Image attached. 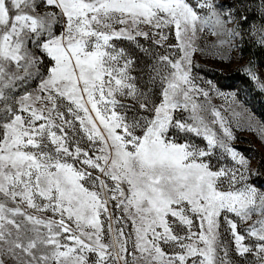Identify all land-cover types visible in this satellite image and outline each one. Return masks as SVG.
I'll return each mask as SVG.
<instances>
[{"label": "snow or ice", "instance_id": "obj_1", "mask_svg": "<svg viewBox=\"0 0 264 264\" xmlns=\"http://www.w3.org/2000/svg\"><path fill=\"white\" fill-rule=\"evenodd\" d=\"M247 20L217 0H0V264H264L262 173L192 76L198 41L231 46Z\"/></svg>", "mask_w": 264, "mask_h": 264}, {"label": "rangeland", "instance_id": "obj_2", "mask_svg": "<svg viewBox=\"0 0 264 264\" xmlns=\"http://www.w3.org/2000/svg\"><path fill=\"white\" fill-rule=\"evenodd\" d=\"M218 3L226 6L232 5L240 15H246V23L238 30L242 32V37L231 45L213 47L216 37H206L198 41L202 51L192 54V76L195 82L208 90L210 101H205L210 108H215L220 112L225 126L231 131L234 139L229 143L239 154L250 159L252 169L259 168L262 175L257 179L253 177L255 183L264 188V121L258 113V107L262 105L264 115V91L245 71L250 70L261 82H264V60H260L259 53L264 54V46L259 43L260 34L253 30L264 26V17L260 10L264 7L262 0H217ZM221 39H224L223 37ZM169 43H175V35L171 33ZM145 46L149 42L142 41ZM258 49V54L254 53ZM167 48H158L152 45L151 55L168 54ZM143 55V54H142ZM145 60L151 63L148 57ZM246 79L247 83L239 81ZM209 119H212L209 113ZM213 130L218 135H223V129L219 124L213 125ZM228 164H232L228 159ZM230 239L226 237V240ZM232 264H254L255 257L249 256L247 261L230 253Z\"/></svg>", "mask_w": 264, "mask_h": 264}, {"label": "trees", "instance_id": "obj_3", "mask_svg": "<svg viewBox=\"0 0 264 264\" xmlns=\"http://www.w3.org/2000/svg\"><path fill=\"white\" fill-rule=\"evenodd\" d=\"M258 49H256V51H253V54L254 53H256V54H258ZM260 55H258V57H259V59L260 60H264V54H262V53H259ZM239 81H241V82H243L244 84H246L247 83V80L246 79H239ZM258 113L260 112V116H261V118H262V120L264 121V115H263V113L261 114V112H262V105H260V107H258Z\"/></svg>", "mask_w": 264, "mask_h": 264}]
</instances>
